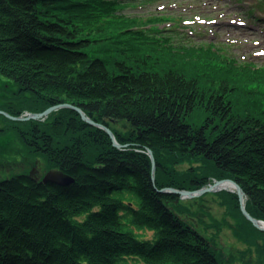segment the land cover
Returning a JSON list of instances; mask_svg holds the SVG:
<instances>
[{"label":"trees","instance_id":"1","mask_svg":"<svg viewBox=\"0 0 264 264\" xmlns=\"http://www.w3.org/2000/svg\"><path fill=\"white\" fill-rule=\"evenodd\" d=\"M121 5L0 0V75L9 80L0 84V109L22 116L71 103L126 145L68 107L42 119L0 114V138L13 134L46 172L75 179L62 186L27 171L0 178V264H229L181 216L180 196L161 191L214 179L237 181L247 210L264 220V65L237 63L210 43L152 37ZM217 194L248 245L242 256L255 253L243 264H264V230L235 192Z\"/></svg>","mask_w":264,"mask_h":264},{"label":"rangeland","instance_id":"2","mask_svg":"<svg viewBox=\"0 0 264 264\" xmlns=\"http://www.w3.org/2000/svg\"><path fill=\"white\" fill-rule=\"evenodd\" d=\"M120 1L122 5L118 7V12L142 18L140 26L150 32L152 37L166 38L177 45L210 43L219 48L225 57L237 63L247 61L256 66L264 65V0ZM154 17L157 20L148 21ZM3 83H9V80L0 75V84ZM27 113L33 112L25 111L22 116ZM113 124L119 129L129 128L123 122ZM24 171L43 178L46 173L43 159L28 155L21 141L13 134L10 139L0 138V178ZM181 200V216L212 239L229 264H243L244 260L250 258L255 261V253L242 256L248 245L237 237L233 227L235 220L226 213L217 192ZM136 232L140 238L157 237L155 231L148 229H136ZM128 264L145 262L140 258L129 257Z\"/></svg>","mask_w":264,"mask_h":264},{"label":"water","instance_id":"3","mask_svg":"<svg viewBox=\"0 0 264 264\" xmlns=\"http://www.w3.org/2000/svg\"><path fill=\"white\" fill-rule=\"evenodd\" d=\"M63 107H69V108L76 110L80 114L81 118L84 121L88 122L89 124L96 125L102 129H104L110 135L112 142L116 147L122 148V147L126 146V145H123L117 141V139L114 135V132L108 126L104 125L103 123H99V122H96L95 120L91 119L88 115H86V113L82 110L81 107H78V106L73 105L71 103L56 104V105L48 107L44 111L35 112V113H27L25 116H14V115H11V114L7 113L6 111H3V110H0V113L4 114L5 116H7L8 118H10L12 120L42 119V118L47 117L53 111H55L59 108H63ZM148 153L153 160V169L155 170V158H154L153 151L151 149H148ZM42 180H43V182L56 183V184H59L62 186H69L75 182V179L71 175L65 173L64 171H62L60 169L48 170L45 173ZM226 181L232 183L233 189H231V191L236 192L238 194L239 204H240V208H241V211L243 212V214L253 223V225L255 227H257L258 229L264 230V220L254 217L247 210L246 204H245V192L242 189V187L240 186V184L237 181H235L234 179H231V178L214 179L213 182H211L208 185L203 186L202 188L197 189V190H187V189H178V188H174V187H167V188L161 189V191L178 194L181 199L189 198V197L193 198V197L201 196V195L209 193V192H217L219 190L224 189V188H222V184Z\"/></svg>","mask_w":264,"mask_h":264},{"label":"bare ground","instance_id":"4","mask_svg":"<svg viewBox=\"0 0 264 264\" xmlns=\"http://www.w3.org/2000/svg\"><path fill=\"white\" fill-rule=\"evenodd\" d=\"M83 110V109H82ZM84 111V110H83ZM85 112V111H84ZM87 115V114H86ZM92 119V118H91ZM92 125V124H91ZM94 126H96V125H94ZM98 127V126H97ZM100 128V127H99ZM222 179H226V178H222ZM222 188H224V189H222V190H219V191H223V190H226V191H231V189H233V186H232V183H230V182H224L223 184H222ZM219 191H217V192H219ZM231 192H233V191H231ZM236 193V192H235ZM237 194V193H236ZM238 195V194H237ZM189 198H191V197H189ZM184 199H187V198H184ZM246 200H247V197H246V195H245V204H246Z\"/></svg>","mask_w":264,"mask_h":264},{"label":"flooded vegetation","instance_id":"5","mask_svg":"<svg viewBox=\"0 0 264 264\" xmlns=\"http://www.w3.org/2000/svg\"><path fill=\"white\" fill-rule=\"evenodd\" d=\"M0 110H2V109H0ZM4 111V110H3Z\"/></svg>","mask_w":264,"mask_h":264}]
</instances>
